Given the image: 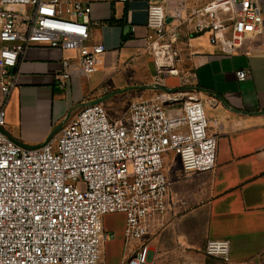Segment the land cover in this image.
<instances>
[{
    "label": "built area",
    "instance_id": "1",
    "mask_svg": "<svg viewBox=\"0 0 264 264\" xmlns=\"http://www.w3.org/2000/svg\"><path fill=\"white\" fill-rule=\"evenodd\" d=\"M128 1L0 0V264H97L102 245L115 237L103 226V217L113 213L124 215L121 264H145L144 238L179 201L167 179L166 153L179 158L184 174L216 166L217 136L195 90L163 89L129 100L116 117L100 101L84 103L38 145L9 134L5 106L16 85L11 70L25 49L75 50L78 60L63 59L55 74L64 87L75 69L93 73L105 51L91 42V5ZM263 24L260 0H211L188 12L148 4L146 49L155 84L165 87L163 74L179 75L181 37L206 34L230 56ZM236 75L242 80L246 72ZM229 252L227 239L204 246L207 256L223 261Z\"/></svg>",
    "mask_w": 264,
    "mask_h": 264
},
{
    "label": "crops",
    "instance_id": "2",
    "mask_svg": "<svg viewBox=\"0 0 264 264\" xmlns=\"http://www.w3.org/2000/svg\"><path fill=\"white\" fill-rule=\"evenodd\" d=\"M209 1L95 2L88 23L91 42L105 51L93 73L75 69L61 87L55 74L63 59L77 61L78 53L47 46H29L11 70L16 85L5 106L6 128L11 137L32 146L52 136L84 103L100 101L116 117L131 98L147 99L163 89L195 90L210 132L217 136L216 166L184 174L176 155L165 157L167 179L179 201L144 238L145 264H264V24L230 56L222 55L206 34L181 37L179 75L163 74L165 87L155 84L157 73L146 49L148 4L188 12ZM239 70L246 72L242 80ZM185 80L191 84L184 85ZM103 226L115 233L103 244L108 263L121 264L124 215H105ZM209 239L229 240L228 261L204 253Z\"/></svg>",
    "mask_w": 264,
    "mask_h": 264
},
{
    "label": "rangeland",
    "instance_id": "3",
    "mask_svg": "<svg viewBox=\"0 0 264 264\" xmlns=\"http://www.w3.org/2000/svg\"><path fill=\"white\" fill-rule=\"evenodd\" d=\"M130 100H135V98H133V99L131 98ZM56 131L57 130H54L51 135H54L56 133ZM168 154L172 155V152L166 153V155L164 157H166ZM110 261H111V258L109 257L105 247L102 245V247H101V255H100V258H99L97 264H109L108 262H110Z\"/></svg>",
    "mask_w": 264,
    "mask_h": 264
},
{
    "label": "water",
    "instance_id": "4",
    "mask_svg": "<svg viewBox=\"0 0 264 264\" xmlns=\"http://www.w3.org/2000/svg\"><path fill=\"white\" fill-rule=\"evenodd\" d=\"M168 21H169V19H168Z\"/></svg>",
    "mask_w": 264,
    "mask_h": 264
},
{
    "label": "trees",
    "instance_id": "5",
    "mask_svg": "<svg viewBox=\"0 0 264 264\" xmlns=\"http://www.w3.org/2000/svg\"><path fill=\"white\" fill-rule=\"evenodd\" d=\"M111 22V21H110Z\"/></svg>",
    "mask_w": 264,
    "mask_h": 264
}]
</instances>
